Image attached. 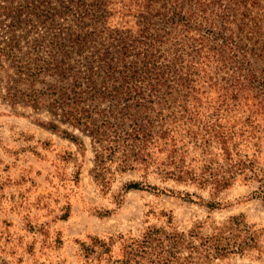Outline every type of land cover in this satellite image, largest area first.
Here are the masks:
<instances>
[{
    "label": "rangeland",
    "instance_id": "rangeland-1",
    "mask_svg": "<svg viewBox=\"0 0 264 264\" xmlns=\"http://www.w3.org/2000/svg\"><path fill=\"white\" fill-rule=\"evenodd\" d=\"M9 3L13 8L8 16L0 9V34L5 39L12 24L23 58L35 55L26 45L33 37L43 36L38 54L46 56L53 34L81 35L96 56H116L127 47L126 60L134 76L153 66L163 71L170 80L161 89L169 106L165 118L178 113L184 102L182 58L190 60L202 46L209 58L187 62L192 64V77L201 78L203 112L216 108L218 94L237 80L247 84L251 98L230 105L222 122L236 131L230 147L251 159L255 156L264 167V0H0V5ZM106 8L112 9L104 19L99 13ZM174 9L190 18L188 34L171 22ZM32 25L35 32L28 31ZM210 29L227 36L233 52L227 48L223 52ZM184 34L192 36L190 47L182 40ZM61 82L46 74L21 80L0 57V264H104L107 259L118 264L122 257L118 235H137L147 225L163 223L169 213L181 229L199 222L202 234L210 233L213 223L242 214L249 227L245 239L252 242L256 236L257 245L215 263L264 264V200L256 195L264 190V177H238L213 192L209 186L127 171L115 173L102 191L92 176L95 145L89 134L61 121L60 111L52 108L45 94L31 99L33 90ZM131 181L149 182L158 189L126 190L124 184ZM186 192L193 196L188 198ZM91 236L113 240L109 256L99 261L83 257L80 242H89Z\"/></svg>",
    "mask_w": 264,
    "mask_h": 264
},
{
    "label": "trees",
    "instance_id": "trees-1",
    "mask_svg": "<svg viewBox=\"0 0 264 264\" xmlns=\"http://www.w3.org/2000/svg\"><path fill=\"white\" fill-rule=\"evenodd\" d=\"M12 8L11 3L0 5L5 16ZM111 9H102L99 15L106 19ZM172 15L171 22L180 24L188 34L190 18L177 9L172 11ZM33 17L36 18V14ZM13 29L10 24L5 39L0 34V57L8 61L21 80H33L40 74L63 80L47 86L44 91L33 90L31 99L45 94L51 98L52 108L60 111L61 121L89 134L95 145L92 176L102 191L109 188L115 173L127 171L141 170L144 175L153 173L163 181L209 186L213 192L229 187L238 177L243 180L264 177V167L255 156L251 159L239 154L237 148L234 151L230 147L236 131L231 127L226 129L222 122L225 112L230 111V105L251 98L248 85L237 80L218 94L216 108L208 104L209 111L202 110L204 102L198 95L201 78L192 77L189 68L192 64L187 62L201 59L202 63L204 58H209L202 46L195 51L196 58L191 56L187 60L181 55L176 56L182 58L183 70L186 68L182 79L187 90L184 102L179 106L180 111L165 118L164 111L169 106L161 89L167 86L169 78L154 66L134 76L126 60L127 47L122 46L116 56H96L92 46L86 44V36L62 38L53 34L46 56H41L38 49L43 36L39 35L26 44L29 53L34 52L35 55L23 58L18 54L19 42ZM28 31L35 32L34 25ZM208 33L215 41H220L223 52L227 49L233 52L235 46L227 36L223 37L212 29ZM186 34L182 40L190 47L192 36L185 37ZM204 65L201 71H204ZM236 69L244 73L242 68ZM167 93L173 99L166 89ZM50 127L54 128L55 124ZM67 135L76 140L74 135ZM196 150L197 154H193L192 151ZM124 187L126 190L139 187L158 189L141 181L127 182ZM165 190L171 192L167 188ZM186 195L188 198L193 196L189 192ZM256 195L264 200L263 189ZM206 204L210 207L215 205L211 202ZM242 217V214L231 215L213 223L210 233L202 234L199 222L181 229L169 213L163 223L147 225L137 235L124 238L119 234L122 257L118 264H216L217 259L231 253H242L253 244L257 245L256 236L252 242L245 239L249 227L241 220ZM251 237L249 235L248 240L251 241ZM112 242V239L91 236L89 242H80L81 254L86 259L99 261L103 256H109ZM104 264L111 263L107 259Z\"/></svg>",
    "mask_w": 264,
    "mask_h": 264
}]
</instances>
